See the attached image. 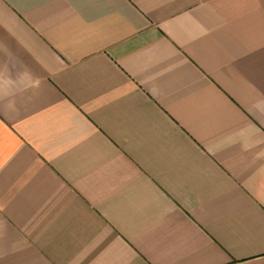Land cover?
<instances>
[{"label":"crops","instance_id":"1","mask_svg":"<svg viewBox=\"0 0 264 264\" xmlns=\"http://www.w3.org/2000/svg\"><path fill=\"white\" fill-rule=\"evenodd\" d=\"M0 264H264V0H0Z\"/></svg>","mask_w":264,"mask_h":264}]
</instances>
